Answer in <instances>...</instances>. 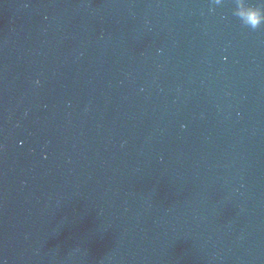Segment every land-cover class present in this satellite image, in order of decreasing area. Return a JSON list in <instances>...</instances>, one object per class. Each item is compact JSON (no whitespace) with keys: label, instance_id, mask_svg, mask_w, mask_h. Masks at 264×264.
Wrapping results in <instances>:
<instances>
[{"label":"water","instance_id":"95a60500","mask_svg":"<svg viewBox=\"0 0 264 264\" xmlns=\"http://www.w3.org/2000/svg\"><path fill=\"white\" fill-rule=\"evenodd\" d=\"M239 3L0 0V264H264Z\"/></svg>","mask_w":264,"mask_h":264},{"label":"clouds","instance_id":"9594fccd","mask_svg":"<svg viewBox=\"0 0 264 264\" xmlns=\"http://www.w3.org/2000/svg\"><path fill=\"white\" fill-rule=\"evenodd\" d=\"M221 0H215V4H220ZM239 18L242 25L253 30L264 26V9L255 6H248L239 3L237 10L233 13ZM39 83V81H37Z\"/></svg>","mask_w":264,"mask_h":264}]
</instances>
